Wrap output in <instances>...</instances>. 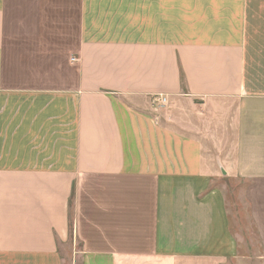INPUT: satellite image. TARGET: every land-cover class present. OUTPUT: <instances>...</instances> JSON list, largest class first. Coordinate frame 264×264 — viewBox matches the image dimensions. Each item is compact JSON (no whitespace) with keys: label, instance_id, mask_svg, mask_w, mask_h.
Returning a JSON list of instances; mask_svg holds the SVG:
<instances>
[{"label":"crops","instance_id":"0c3cea01","mask_svg":"<svg viewBox=\"0 0 264 264\" xmlns=\"http://www.w3.org/2000/svg\"><path fill=\"white\" fill-rule=\"evenodd\" d=\"M71 240L264 264V0H0V264Z\"/></svg>","mask_w":264,"mask_h":264},{"label":"rangeland","instance_id":"374dc122","mask_svg":"<svg viewBox=\"0 0 264 264\" xmlns=\"http://www.w3.org/2000/svg\"><path fill=\"white\" fill-rule=\"evenodd\" d=\"M241 186L242 185H240V188ZM244 224L245 230L243 231V234L247 243L246 255L255 257L256 255L260 254L257 242V233L247 217L246 223ZM78 250H80V247L74 240H71L66 245H62L60 247V252L63 256L65 264H82V258L80 257Z\"/></svg>","mask_w":264,"mask_h":264},{"label":"built area","instance_id":"2783aa9c","mask_svg":"<svg viewBox=\"0 0 264 264\" xmlns=\"http://www.w3.org/2000/svg\"><path fill=\"white\" fill-rule=\"evenodd\" d=\"M158 103L163 107L164 104L166 103V99L163 97H160V100L158 101Z\"/></svg>","mask_w":264,"mask_h":264}]
</instances>
